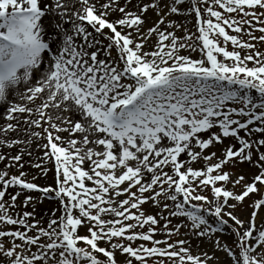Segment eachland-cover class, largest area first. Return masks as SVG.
<instances>
[{
    "label": "snow or ice",
    "instance_id": "snow-or-ice-1",
    "mask_svg": "<svg viewBox=\"0 0 264 264\" xmlns=\"http://www.w3.org/2000/svg\"><path fill=\"white\" fill-rule=\"evenodd\" d=\"M262 45L264 0H0V264H264Z\"/></svg>",
    "mask_w": 264,
    "mask_h": 264
},
{
    "label": "bare ground",
    "instance_id": "bare-ground-1",
    "mask_svg": "<svg viewBox=\"0 0 264 264\" xmlns=\"http://www.w3.org/2000/svg\"><path fill=\"white\" fill-rule=\"evenodd\" d=\"M49 205H51L52 207H55V201L54 200L44 201L43 205H41V207L38 208L37 211L43 214L44 210L47 209Z\"/></svg>",
    "mask_w": 264,
    "mask_h": 264
},
{
    "label": "rangeland",
    "instance_id": "rangeland-1",
    "mask_svg": "<svg viewBox=\"0 0 264 264\" xmlns=\"http://www.w3.org/2000/svg\"><path fill=\"white\" fill-rule=\"evenodd\" d=\"M257 34H258V33H257ZM262 47H264V45H262ZM51 200H54V201H55V199H54V198H52ZM45 201H47V199H46ZM42 205H43V204H42ZM192 250H193V252H195V251H196L195 242H193V248H192Z\"/></svg>",
    "mask_w": 264,
    "mask_h": 264
}]
</instances>
